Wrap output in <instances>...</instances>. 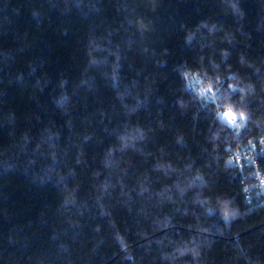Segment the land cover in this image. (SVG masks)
I'll return each mask as SVG.
<instances>
[{"label": "trees", "instance_id": "trees-1", "mask_svg": "<svg viewBox=\"0 0 264 264\" xmlns=\"http://www.w3.org/2000/svg\"><path fill=\"white\" fill-rule=\"evenodd\" d=\"M262 136L264 0H0V264H264Z\"/></svg>", "mask_w": 264, "mask_h": 264}, {"label": "built area", "instance_id": "built-area-1", "mask_svg": "<svg viewBox=\"0 0 264 264\" xmlns=\"http://www.w3.org/2000/svg\"><path fill=\"white\" fill-rule=\"evenodd\" d=\"M197 92L201 95H205L208 99L214 98V92L208 89H198ZM237 118V123L239 126H243L247 123V118L244 116L243 120L239 119L240 115H234ZM224 120V118L222 119ZM227 123L232 128H237L239 126H234L229 122L227 118ZM259 148L258 150L255 147V143H250L249 150L242 149L239 152L234 153L232 161L236 163L237 167L240 169L244 166H252V175L251 181L248 183V201H252L253 199L261 200L264 202V176L261 174L259 169L257 168L256 157L260 154L264 153V136L258 139Z\"/></svg>", "mask_w": 264, "mask_h": 264}, {"label": "snow or ice", "instance_id": "snow-or-ice-1", "mask_svg": "<svg viewBox=\"0 0 264 264\" xmlns=\"http://www.w3.org/2000/svg\"><path fill=\"white\" fill-rule=\"evenodd\" d=\"M224 115H225L226 117H228L229 122H230L232 125H234V126H239L238 123H237V118H236L234 115H232V113H231V109H229V111H228L227 113H225ZM239 119H240V120H243V119H244L243 113L240 114Z\"/></svg>", "mask_w": 264, "mask_h": 264}, {"label": "bare ground", "instance_id": "bare-ground-1", "mask_svg": "<svg viewBox=\"0 0 264 264\" xmlns=\"http://www.w3.org/2000/svg\"><path fill=\"white\" fill-rule=\"evenodd\" d=\"M222 118V117H221Z\"/></svg>", "mask_w": 264, "mask_h": 264}]
</instances>
